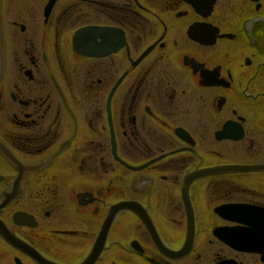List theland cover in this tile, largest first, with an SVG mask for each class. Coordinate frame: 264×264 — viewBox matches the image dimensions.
I'll list each match as a JSON object with an SVG mask.
<instances>
[{
	"label": "flooded vegetation",
	"instance_id": "af4514ba",
	"mask_svg": "<svg viewBox=\"0 0 264 264\" xmlns=\"http://www.w3.org/2000/svg\"><path fill=\"white\" fill-rule=\"evenodd\" d=\"M0 264H264V0H0Z\"/></svg>",
	"mask_w": 264,
	"mask_h": 264
},
{
	"label": "water",
	"instance_id": "95a60500",
	"mask_svg": "<svg viewBox=\"0 0 264 264\" xmlns=\"http://www.w3.org/2000/svg\"><path fill=\"white\" fill-rule=\"evenodd\" d=\"M79 51H80V49H79Z\"/></svg>",
	"mask_w": 264,
	"mask_h": 264
}]
</instances>
